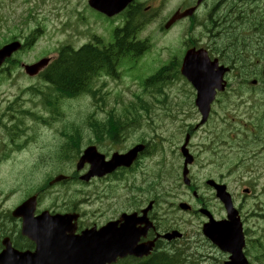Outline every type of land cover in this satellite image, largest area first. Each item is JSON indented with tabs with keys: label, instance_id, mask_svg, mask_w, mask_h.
<instances>
[{
	"label": "rangeland",
	"instance_id": "374dc122",
	"mask_svg": "<svg viewBox=\"0 0 264 264\" xmlns=\"http://www.w3.org/2000/svg\"><path fill=\"white\" fill-rule=\"evenodd\" d=\"M249 3H254L253 0H248ZM242 2L249 7V11L243 12L241 15H236L238 16L243 24L239 25V27L243 26V31L248 32L252 28L251 23H246L249 19L253 17V12H252V6L248 5L246 0H242ZM177 0H173L170 6L168 7L167 11L165 12V18L172 12L174 6L176 5ZM206 8L211 7V2H207L205 5ZM222 8L216 13L214 20H216L217 17H220L222 14ZM240 9V8H239ZM82 1L78 0H0V24L4 25L6 31H7V36L13 35V34H25L30 28H31V19H38L40 22L42 21L45 24H49L51 27L50 33L52 34L53 37L55 38H64V39H71L75 43H78L80 41V31H79V26H82L84 28V32L89 33L93 26H87L84 24V21L81 18L82 13ZM91 14L95 16L96 19L101 20L102 23L105 25L110 24V21L107 20L104 16L90 10ZM235 15V13H232ZM71 17L74 20L71 22H66L63 20V18ZM78 24V26L76 25ZM223 23V19L221 21L217 22V33L219 31V28L221 24ZM154 23H150L148 27L152 26ZM261 28V25L258 26L257 31ZM235 29H231L229 34L230 37L235 38L236 40H240L238 35H235L234 32ZM103 32V30H101ZM224 34L218 33L217 40H221L223 38ZM225 36V35H224ZM106 38V36H105ZM204 39V38H203ZM43 40V42H45ZM246 42H248L247 39H245ZM42 41H38L36 47L32 50V52L28 55H26L24 58L25 59H32V57L35 56L38 52H41L42 54H46L51 56L53 52H51L47 48H42L40 49V46H49L52 47L51 45L45 44ZM104 42H108L107 40L104 39ZM155 43L161 44L162 40L158 39L155 40ZM40 58V57H39ZM126 58L122 59L121 64H120V69L122 68L123 61ZM18 72H21L18 68L14 70L12 73V78L17 75ZM133 72L137 73L138 76L143 77L145 68H135L133 69ZM153 72V71H152ZM39 77L37 76L34 80L39 81ZM146 77V76H145ZM28 84V82L24 79H18L16 85L13 87H6V84H4V89L6 93L10 96V98L15 97L19 91L16 89L19 88L21 89L22 86H25ZM111 99H110V104L109 107H114V110L116 111H122L123 106H126L127 102L133 100L131 97L133 94L140 93L141 89H139V86H141L140 83H137V81H133L131 77L128 76H122L118 80H113L112 85H111ZM6 87V88H5ZM182 86H178L177 84H174L170 90L166 89V92L168 93L167 98H173L175 100L181 99L183 100L182 96ZM148 94V101L144 102V100H135L134 105L139 106L143 104H147V106L152 107V108H158L155 109L153 112L150 113L151 116V123H158L162 122L161 125L163 128L161 130H158V133L170 131L172 134L177 133L178 130V124L181 123L182 117L179 116L178 120L176 123H170L167 119L164 118L163 110L159 109L161 107V103L157 102L155 100L156 97H159V94L152 93L149 90H146ZM190 91V90H189ZM160 97H165V95H161ZM192 101V98L190 99ZM248 104H244V106H247ZM142 113L139 115L141 116ZM138 117V116H137ZM160 118L163 120L161 121ZM227 120H231V117H226ZM239 125L241 127L250 129V126L240 122ZM75 127H70L69 128V133L72 131V136H77L75 134ZM264 135H262L263 139ZM253 138V134L249 135V140ZM136 140V139H135ZM134 140V141H135ZM63 141L59 143L56 147V149L53 151V155L56 156L58 155L60 151V147L62 145ZM212 141L207 142V146L210 145ZM85 144V143H84ZM251 145H258L257 143H250L249 146ZM209 147V146H208ZM216 151L219 153H223L224 150L222 149V146L218 145L216 147ZM262 149L258 147L254 148L252 153L248 155L247 160H250V158L258 157L261 154ZM59 163L61 160L58 161ZM178 160H174V163L176 164ZM208 162V160L205 158V163ZM50 161H47L44 166L48 168ZM59 163L57 166H59ZM253 166L257 167L256 174L255 172L253 173L255 176L253 179H251L254 183L260 184L264 183V181H260V179H264L261 174H259L260 170H263V163L260 159L255 158L253 160ZM250 168H246L245 172V178H248V172ZM261 173V172H260ZM206 174V172H205ZM123 192H120V195H122ZM263 197V195L261 196ZM75 202V201H74ZM101 209L100 214L99 212L97 213H91V208H88V216L86 217L85 220H96V221H102L105 218L111 217L113 214L115 215L117 212L124 210L126 208L125 205L122 204V202H119L115 207H113L112 210L107 211L105 210L104 206H99ZM103 209V210H102ZM92 214L94 216H92ZM182 222L189 223L193 228L198 229V224H199V219L195 216H190L187 215L185 216L182 220ZM248 223L251 226L252 230H256V228L259 225H264L260 222H258L255 218L250 217L248 218ZM175 248V247H174ZM207 250V249H206ZM210 250V249H209ZM193 252L196 255H199L198 252L194 249H188L187 253L185 254H190ZM206 254V251H200ZM201 255V253H200ZM216 256H220V253L216 251ZM217 264V263H215Z\"/></svg>",
	"mask_w": 264,
	"mask_h": 264
},
{
	"label": "water",
	"instance_id": "95a60500",
	"mask_svg": "<svg viewBox=\"0 0 264 264\" xmlns=\"http://www.w3.org/2000/svg\"><path fill=\"white\" fill-rule=\"evenodd\" d=\"M92 4L93 7L101 9L100 0H94ZM5 51L6 49L3 48L0 50V58ZM204 53L202 50L195 53L187 51L183 60L182 72L190 62L194 63L192 66L195 69L212 76L211 69L214 65L208 62ZM42 64L43 61L27 69L29 73H33ZM205 81L210 82L211 77ZM192 82L199 84L194 80ZM217 195L228 208V220L216 224L209 222L204 225L203 232L211 237L220 249L231 254L228 264H247L241 252L243 239L240 224L236 221L233 208L231 209L229 196L222 188H218ZM45 220L40 221V224H44L46 233L38 234L37 252L35 251L34 258H29L27 264H111L116 261L117 257H123L126 254H142L135 248L136 240L140 236L135 228V217L123 218L119 222L107 224L98 230L95 228L84 230L80 235H75L74 228L63 219Z\"/></svg>",
	"mask_w": 264,
	"mask_h": 264
},
{
	"label": "trees",
	"instance_id": "16d2710c",
	"mask_svg": "<svg viewBox=\"0 0 264 264\" xmlns=\"http://www.w3.org/2000/svg\"><path fill=\"white\" fill-rule=\"evenodd\" d=\"M231 29H227L225 20L219 28V33L224 34L221 40L215 41V45L223 46L222 49L227 46L229 52H237V41L235 38L230 37ZM128 28L125 27L121 31V37L116 46V49H127L132 50L139 49L140 46H143L140 42L134 41L132 38L129 41V32L127 33ZM235 34V33H234ZM225 45V46H224ZM221 49V47L219 48ZM114 56L111 54L100 55L99 51L91 44L83 45L78 50H72L70 47H64L59 52V57L57 60L45 70L44 77L50 83H53L56 90L60 93L74 96L77 94V91L83 84L88 82L94 74L93 66L95 63L110 64L114 63ZM177 63L172 60L168 65L167 69L176 68ZM167 72V70H166ZM165 72V73H166ZM161 71L157 72L154 76L150 78L153 85H156L159 82L161 76ZM62 94V95H63ZM117 123L116 120L111 119L108 126L111 128ZM188 249H180L177 247H169L163 251L164 261L161 264H193V262L199 258V255L191 252L187 253Z\"/></svg>",
	"mask_w": 264,
	"mask_h": 264
},
{
	"label": "flooded vegetation",
	"instance_id": "af4514ba",
	"mask_svg": "<svg viewBox=\"0 0 264 264\" xmlns=\"http://www.w3.org/2000/svg\"><path fill=\"white\" fill-rule=\"evenodd\" d=\"M142 1L150 2V3H152V4L155 3V0H134V1H132V2L129 4L128 9H131V8L134 7V6H138V5H140ZM229 4H235V0H230V1H229ZM148 6L150 7L151 5L148 4ZM234 11H236L235 7H231V6H230V7H229V13H232V12H234ZM173 25H174V24H173ZM173 25H172L171 27H169V28L171 29V28L173 27ZM170 29H169V30H170ZM258 38H261V36H259V37H255V38L252 40V42L255 43L256 40H257ZM261 51H262L261 48L258 47V48H257V54L260 53ZM256 73H257V71L254 72L253 74H256ZM258 77H259V76H257V78H258ZM256 81H257V79H256ZM259 82L264 84V79L259 78ZM255 85H256V83L253 84V85H251V86H255ZM51 97H52V96L49 95L50 101L53 102L54 100L51 99ZM0 105H2V106L5 107V105H4L1 101H0ZM0 109H2V108L0 107ZM6 114H7V108H5V111H4L3 113H1L0 115H1L2 117H4V116H6ZM30 116H31V117H34V118H37L35 114H30ZM9 118H10L11 120L14 119L13 116H10ZM12 126H13V125H12ZM156 136H157V132H156V131H153V132L147 137V139H146V143H145V145H146V150H147V149H150V148L152 147V145H153V143H154V140H155ZM33 138H34V136H33L32 134H28V135H26L25 140H32ZM25 140H24V141H25ZM24 141L18 143L16 146H17V147H18V146H21V145L23 144ZM12 153H13V150H11V149L8 147V145H7L4 141L1 140V141H0V169L2 168L1 166L3 165V162H6V160L9 158V156H10ZM260 159L262 160V159H263V156H261ZM211 164H212V163H211ZM4 169H5V167H4ZM262 169H263V170H260V171H259V174H261V175L263 176V178H264V164H263ZM253 170H254V172H255L256 174H258V172H256V170H257V167H256V166H253ZM260 172H261V173H260ZM248 175H249V173H248ZM250 175H251V174H250ZM242 176H243V174H242ZM1 177H4V173L0 171V178H1ZM243 189H245V188H244V185H240V192H238V193H237V192H234V194H235V195H240V197H242V195H243L242 190H243ZM209 193H212V189H211V188H209ZM246 194H247V193H246ZM104 199H105V198H102L101 200H104ZM243 199H244V198L242 197L241 200H243ZM97 200H98V197H97V196H95V197L84 198L83 200H75V202H73L72 209H73V210L79 209L80 207H82V205H83L84 203L89 204V203H93V202H95V201H97ZM141 210H142V209H138L136 212L140 213ZM148 216H149L150 220L152 221L153 226H152L151 228L148 229L147 234H146V237H145V240L154 239V238L156 237L157 233L161 231L160 228H159V225H158L157 223H155L156 221H155L154 217H151L150 214H149V212H148ZM116 218H117V216L114 217V219H116ZM175 221H176V220H174V222H175ZM1 227H4L5 229H8V232L11 233L13 236H17L18 233H19V231H20V230H19V221H18L16 218H14V217L11 215V213H10L9 211H7V210H5V209H3V208L0 207V228H1ZM20 236L22 237L21 234H20ZM162 243H164V242H162ZM158 244L160 245V243H157V245H158ZM11 245H12L13 247H15V248H19V247L22 246V245H16V244H13L12 242H11ZM2 249H3V245L1 244V249H0V250H2ZM163 257H164V256H163V253H161V256H158L156 253H153V256H152V257H149L148 260H150V259L153 258L154 260L162 261V260H164Z\"/></svg>",
	"mask_w": 264,
	"mask_h": 264
}]
</instances>
